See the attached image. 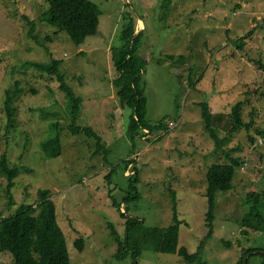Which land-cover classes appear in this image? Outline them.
Returning a JSON list of instances; mask_svg holds the SVG:
<instances>
[{"label":"rangeland","instance_id":"obj_1","mask_svg":"<svg viewBox=\"0 0 264 264\" xmlns=\"http://www.w3.org/2000/svg\"><path fill=\"white\" fill-rule=\"evenodd\" d=\"M94 1L102 11L98 32L77 44L47 21V0H0V153L22 168L11 189L0 173V219L22 204L38 203L39 190L50 188L70 264H131V256L117 258L110 223L121 235L127 216L169 226L177 206L180 243L195 252L208 232V169L238 157L233 188L217 192L214 232L199 259L146 247L138 264H239L246 248L264 251V230L244 232L241 223L247 193L264 190V69L255 61L264 62V0ZM128 15L137 22L135 33L143 29L139 53L146 59L148 118L166 123L135 138L127 131L132 108L122 104L113 84L112 47L121 44ZM25 16L35 21L37 38ZM53 58L61 60L68 83L83 97L79 123L102 135L107 155L96 153L94 137L69 130L68 98L57 75L33 64ZM9 95L15 107L11 126ZM240 100L243 121L251 125L234 129L232 110ZM202 101L214 113L224 140L220 147L205 128ZM57 132L61 153L51 156L44 143ZM135 166L142 197L120 208L114 200L127 194ZM81 236L83 251L75 244ZM247 260L263 264L264 256L250 251ZM0 264H16L11 252L0 251Z\"/></svg>","mask_w":264,"mask_h":264},{"label":"trees","instance_id":"obj_2","mask_svg":"<svg viewBox=\"0 0 264 264\" xmlns=\"http://www.w3.org/2000/svg\"><path fill=\"white\" fill-rule=\"evenodd\" d=\"M46 10L47 21L55 25L57 31H66L72 40L81 44L90 35L98 32L100 25L101 9L94 0H47ZM29 25L30 35L37 38L35 34L36 23L25 16ZM126 23L121 34V44L112 47L113 63L117 70V76L113 78V84L117 88L118 96L123 105L132 108L129 115L127 131L132 138L143 132L144 129L158 131L166 126L163 120L152 123L148 118L147 102L148 95L144 83V72L146 59L139 53L140 40L143 29L138 34L136 30V20L131 15L125 16ZM239 37V46L244 45V38ZM183 54L177 58H182ZM169 59H176L174 54H169ZM260 68L264 69L262 59H255ZM61 60L53 58L50 62H33L37 68L45 70L51 74H56L60 83V88L68 98L70 123L69 130L73 134L86 133L94 137L97 141L96 153L104 151L107 155L110 148L93 127L82 125L79 120L82 115L83 97L78 95L74 88L68 83L66 75L60 69ZM13 96L6 99V111L8 114L9 126L15 121V107L12 105ZM244 101H238L233 107V118L235 120L234 129L242 126H250L242 118L241 107ZM202 116L205 128L216 140L218 147L224 141L218 134V129L214 125V113L207 101H202ZM54 126L60 128L59 121ZM44 149L51 156L61 153V134L57 132L53 137L44 143ZM120 164V163H118ZM128 164H126L127 167ZM241 165L238 157H232L230 162H216L212 164L207 172L208 196V232L202 239L200 249L191 252L187 245L180 243V224L177 206H174L175 223L169 226L148 225L145 219L138 216H127L126 230L121 235L114 225L110 223L111 233L118 242L117 258L132 257L131 264H138L140 255L146 247H152L157 251L177 253L187 261L194 262L199 259L201 250L205 248L207 238L214 232V219L216 208V196L218 191H228L234 186L236 176V166ZM114 166V165H113ZM30 169L29 167H26ZM135 174L129 177L127 194L122 201L114 200L116 206L120 207L124 202L137 201L142 197L138 187L140 180L139 169L134 167ZM22 168L16 164H11L6 153H0V173L7 177L8 187L11 189ZM40 201L38 203L22 204L19 209L0 219V251H9L13 255L16 264H70L71 256L65 232L57 218L56 202L52 198L50 188L39 190ZM246 202L248 210L243 216L241 223L243 231L250 229L257 231L264 230V190H251L247 193ZM128 209L122 211L126 216ZM76 247L79 251L85 248V238L83 236L76 239ZM260 247H248L244 250L239 264H244L247 253L254 251L264 256V251ZM247 264L249 261L247 260ZM264 264V260H263Z\"/></svg>","mask_w":264,"mask_h":264},{"label":"bare ground","instance_id":"obj_3","mask_svg":"<svg viewBox=\"0 0 264 264\" xmlns=\"http://www.w3.org/2000/svg\"><path fill=\"white\" fill-rule=\"evenodd\" d=\"M139 22H140V26L143 27V26H144L143 21H142V20H139ZM140 30H141V29L137 30L136 34H138Z\"/></svg>","mask_w":264,"mask_h":264},{"label":"crops","instance_id":"obj_4","mask_svg":"<svg viewBox=\"0 0 264 264\" xmlns=\"http://www.w3.org/2000/svg\"><path fill=\"white\" fill-rule=\"evenodd\" d=\"M139 20H142V19H139ZM143 21V20H142ZM143 28V27H142ZM141 29V28H140Z\"/></svg>","mask_w":264,"mask_h":264}]
</instances>
